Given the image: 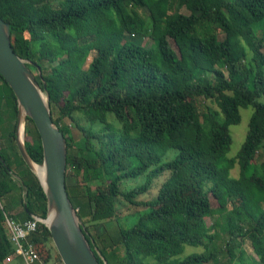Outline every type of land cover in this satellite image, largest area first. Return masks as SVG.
<instances>
[{"label": "trees", "instance_id": "16d2710c", "mask_svg": "<svg viewBox=\"0 0 264 264\" xmlns=\"http://www.w3.org/2000/svg\"><path fill=\"white\" fill-rule=\"evenodd\" d=\"M0 17L49 93L66 139V191L100 263L256 264L247 244L264 264V0H0ZM248 106L245 138L226 156L229 126ZM16 113L0 75V264L16 256L4 213L46 215L15 143ZM25 147L41 164L31 118ZM216 211L223 222L207 224ZM28 239L44 264L61 261L44 224ZM185 245L202 250L183 255Z\"/></svg>", "mask_w": 264, "mask_h": 264}, {"label": "water", "instance_id": "95a60500", "mask_svg": "<svg viewBox=\"0 0 264 264\" xmlns=\"http://www.w3.org/2000/svg\"><path fill=\"white\" fill-rule=\"evenodd\" d=\"M31 63L32 61L20 57L14 51L9 24L0 17V75L16 98L17 149L37 177L45 195L46 215L40 220L47 227L51 245L63 264H108L105 259H102V263L98 261L95 254L97 249L91 246L92 241L86 237L81 219L68 197L65 182L66 139L62 130L53 122L49 93L44 82L40 85L35 78L28 66ZM37 68L40 72L39 67ZM27 118L32 119L39 133L41 164L31 158L25 147ZM36 167L42 168V175L38 174ZM26 191L24 186V194ZM23 204L26 207V201Z\"/></svg>", "mask_w": 264, "mask_h": 264}, {"label": "rangeland", "instance_id": "374dc122", "mask_svg": "<svg viewBox=\"0 0 264 264\" xmlns=\"http://www.w3.org/2000/svg\"><path fill=\"white\" fill-rule=\"evenodd\" d=\"M183 11H185L184 9H182ZM145 43L146 44H149L151 41H150V38H145L144 39ZM35 73V71H34ZM259 100L261 101H264V96H261L259 98ZM252 112V107L251 106H248L246 108H240V114H241V119H240V122L235 124V125H230L229 126V131H230V134H231V137H232V142H231V145H230V149L228 150L226 156H233L237 153L238 149L240 148L244 138H245V134H246V131H247V123H248V118L250 116ZM54 116H56V114H54ZM63 124H68L70 125V129H71V132H72V137L73 139H78L79 136L81 135V132L73 125V124H70V121L68 119H64L62 121ZM26 126V124H25ZM31 126V125H30ZM29 138L30 135H29ZM260 159L259 160H262L264 159V153H261V155L259 156ZM230 173L232 175H237L238 173V166H235L234 169H232V171H230ZM163 178L160 177V179H157V183L160 182V180ZM143 179L140 178V179H137V180H131L127 183L126 187H131L133 186L134 184L138 183V182H141ZM159 184V183H158ZM156 185L148 192V194L146 193L145 195H142L141 197L143 198H146V197H151L153 196L155 193H156ZM213 205L215 208H218V205H217V202H213ZM229 208H231V205L229 204L228 205ZM128 210H123L120 214V222H129L132 218H128L127 217V214H128ZM136 220V218L134 217L133 221ZM217 221L218 224H220L221 222H223V217L221 216L220 212L219 211H216L212 216L210 217H207L206 218V222L207 224H211L212 222H215ZM133 223V222H132ZM131 225V222L127 225V226H130ZM90 230H91V234L93 236H96V230L93 228V227H89ZM215 230H217L219 232V235L216 239V246L220 247L223 251V246H224V241H225V237H227L226 233H223L222 230H220V226H217L215 228ZM99 245H101V242L98 243ZM245 247H246V251H247V255L256 263V264H259V261H258V258L257 256L255 255V253L251 250V248H249L247 246V244H245ZM202 248L201 247H195V246H190V245H185V250H184V253L183 255L187 254V253H190L192 251H201ZM220 258L222 257V254L220 253ZM226 256H223V261L225 262V264H229L228 262H226ZM1 264H23L20 257L18 256H13L10 260L8 261H5ZM209 264H216L215 262H210Z\"/></svg>", "mask_w": 264, "mask_h": 264}, {"label": "built area", "instance_id": "2783aa9c", "mask_svg": "<svg viewBox=\"0 0 264 264\" xmlns=\"http://www.w3.org/2000/svg\"><path fill=\"white\" fill-rule=\"evenodd\" d=\"M40 219V216L35 215L31 219L20 221L4 213L9 238L14 245V255L19 256L23 264H44V260L28 239V235L36 230L39 223H42ZM51 264L63 263L62 261H52Z\"/></svg>", "mask_w": 264, "mask_h": 264}, {"label": "bare ground", "instance_id": "6f19581e", "mask_svg": "<svg viewBox=\"0 0 264 264\" xmlns=\"http://www.w3.org/2000/svg\"><path fill=\"white\" fill-rule=\"evenodd\" d=\"M36 170L38 172L39 175H42V168L41 167H36Z\"/></svg>", "mask_w": 264, "mask_h": 264}]
</instances>
